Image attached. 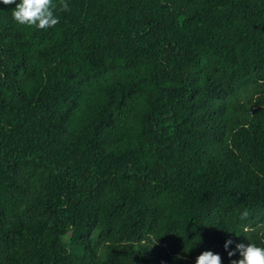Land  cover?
Returning a JSON list of instances; mask_svg holds the SVG:
<instances>
[{
  "label": "trees",
  "instance_id": "1",
  "mask_svg": "<svg viewBox=\"0 0 264 264\" xmlns=\"http://www.w3.org/2000/svg\"><path fill=\"white\" fill-rule=\"evenodd\" d=\"M52 2L0 4V264L264 246V0Z\"/></svg>",
  "mask_w": 264,
  "mask_h": 264
},
{
  "label": "clouds",
  "instance_id": "2",
  "mask_svg": "<svg viewBox=\"0 0 264 264\" xmlns=\"http://www.w3.org/2000/svg\"><path fill=\"white\" fill-rule=\"evenodd\" d=\"M0 4L15 5V8L12 9V18L21 26L35 27L38 30L46 31L55 27L60 21L59 16L55 14L56 5L52 0H0ZM68 7V3L64 0L62 8L67 10ZM248 215L247 210L242 212L241 221L245 220ZM233 244L232 239H227L223 245L230 264H264V246L254 243H235V247L230 249ZM237 255L238 259H232ZM195 264H223V261L219 253L206 250L196 257Z\"/></svg>",
  "mask_w": 264,
  "mask_h": 264
}]
</instances>
